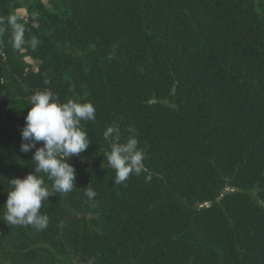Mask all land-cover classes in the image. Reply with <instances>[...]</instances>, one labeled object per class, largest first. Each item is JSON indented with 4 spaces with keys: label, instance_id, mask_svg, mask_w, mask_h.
Here are the masks:
<instances>
[{
    "label": "trees",
    "instance_id": "1",
    "mask_svg": "<svg viewBox=\"0 0 264 264\" xmlns=\"http://www.w3.org/2000/svg\"><path fill=\"white\" fill-rule=\"evenodd\" d=\"M47 1L0 0V264H264V0ZM45 89L96 119L68 161L72 191L40 174L52 195L38 230L4 206L10 180L34 172L20 129ZM112 125L145 153L122 184L104 158Z\"/></svg>",
    "mask_w": 264,
    "mask_h": 264
},
{
    "label": "clouds",
    "instance_id": "2",
    "mask_svg": "<svg viewBox=\"0 0 264 264\" xmlns=\"http://www.w3.org/2000/svg\"><path fill=\"white\" fill-rule=\"evenodd\" d=\"M8 23L12 28L13 47L20 48L24 43V30L14 17L9 18ZM31 44L36 46L35 37ZM29 105L31 107L25 116V125L20 129V150L24 153L33 152L31 161L35 162L34 172L24 178L10 180L4 220L10 225H31L43 230L47 227L48 217L40 209L42 201L49 200L52 193L44 186L40 174H47L55 193H68L76 187V171L68 161L89 148L91 141L82 122L95 121L96 109L91 102L81 103L69 99L62 103L50 89L36 91ZM128 131L130 135L124 142H121L118 125L107 127L103 134L108 141L104 158L115 170L114 184H122L131 175L139 176L146 171L143 162L145 153L138 146L136 130L129 127ZM41 142L42 146L38 147ZM151 180V173L145 175L146 182ZM85 195L91 201L96 192L86 188Z\"/></svg>",
    "mask_w": 264,
    "mask_h": 264
},
{
    "label": "rangeland",
    "instance_id": "3",
    "mask_svg": "<svg viewBox=\"0 0 264 264\" xmlns=\"http://www.w3.org/2000/svg\"><path fill=\"white\" fill-rule=\"evenodd\" d=\"M46 4H48V1L47 0H43ZM18 13L27 20V12L26 10L22 9V10H19ZM29 63L33 64L34 68L37 69V63L34 62L33 60H31L30 58L27 59Z\"/></svg>",
    "mask_w": 264,
    "mask_h": 264
}]
</instances>
